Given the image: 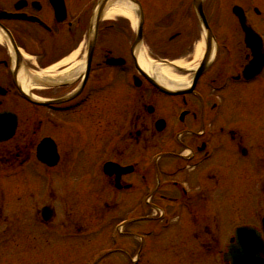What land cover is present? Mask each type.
Masks as SVG:
<instances>
[{
  "label": "flooded vegetation",
  "instance_id": "obj_1",
  "mask_svg": "<svg viewBox=\"0 0 264 264\" xmlns=\"http://www.w3.org/2000/svg\"><path fill=\"white\" fill-rule=\"evenodd\" d=\"M103 1L94 40L100 0H64V21L58 20L51 0H0V13L25 16V20L0 19V30L12 35L18 49L4 34L0 43V114H16L18 130L14 140L0 144V239L13 228L6 193L22 196L25 223L43 235L41 250L46 248L49 232H88L75 213L71 214L88 195L103 198L93 209L97 214L123 211L132 220L124 226L122 241L140 243L135 248L136 264L142 256V238L147 241L145 254L155 260L189 264L193 248L186 246L192 244L200 245L205 255L213 252L215 259L217 255L214 264H224L221 243L234 237L223 238L221 230L223 212L226 222L230 220L229 210L222 207L223 197L229 194L222 182L231 179L226 168H234L237 178L248 183V168L256 167L258 224L241 222L234 227L253 226L263 233L264 68L256 77L244 75L254 61L255 43L262 41L264 52V0ZM121 1L131 5L135 22L123 15L106 18ZM140 27L142 47L136 45ZM209 35L213 37L210 46ZM187 37L200 40L182 59L157 50ZM201 43L204 54L212 49L213 60L198 78L196 69L204 55L196 68L180 72L190 77V86L183 93L160 92L142 74L137 60L142 48L150 60L163 65L193 60ZM69 59L74 66L63 64ZM25 72L39 73L33 76L39 87L28 93L39 105L22 95L19 76ZM237 101L247 108L238 109ZM232 108L241 110L239 119L237 112L229 114ZM253 116L263 124L255 123ZM47 138L54 141L59 154L54 168L36 158L37 146ZM144 148L160 153L157 162L142 156ZM88 154L95 155L96 165L84 172ZM17 169L21 172L16 176L9 172ZM51 170L76 186L66 194L64 216L51 202L45 204L47 194L57 200L54 189L46 190L45 176ZM14 176L21 180L22 188L9 191L4 184ZM254 181L247 197H253ZM147 196V204L142 205ZM25 205H32L33 220H27L30 210L25 211ZM47 206L55 211L49 222L42 212ZM250 206L253 208V198ZM161 238L172 243L164 256L156 253ZM60 239L57 236L54 242ZM41 250L36 254L42 260L54 256L51 253L46 258L48 254ZM119 251L135 261L124 247Z\"/></svg>",
  "mask_w": 264,
  "mask_h": 264
},
{
  "label": "rangeland",
  "instance_id": "obj_2",
  "mask_svg": "<svg viewBox=\"0 0 264 264\" xmlns=\"http://www.w3.org/2000/svg\"><path fill=\"white\" fill-rule=\"evenodd\" d=\"M168 37L170 35H167ZM168 37L163 38L165 41L168 39ZM200 40L199 37H193V38H179L176 44L168 47H159L157 49L161 54L169 56V57H179L184 58V56L188 55L192 52L195 45L198 44V41ZM192 60L189 59L185 63H190ZM32 61V60H31ZM182 62V60H179ZM193 61V60H192ZM199 63V62H198ZM197 63V65H198ZM34 92V91H33ZM238 102V109L240 107H243L244 109L247 108L246 103L243 101H237ZM257 108V107H254ZM261 110H264V107H262ZM224 113L228 112V108H223ZM234 112H237V119L240 118V112L241 110L236 109H230L229 114H233ZM256 113V111L254 112ZM252 120L255 123L263 124V122H259L256 117H252ZM239 121V120H238ZM54 131H51L49 133L53 134ZM69 133V132H68ZM65 140L68 142V137L65 138ZM90 156V159L87 163L84 162L85 170L84 172L92 170V167L96 164H94V160L96 159L94 154H88ZM142 156L148 157L147 161L150 160L152 157V152L150 150H147L146 148L142 149ZM164 165L167 162H163ZM224 164V162L222 163ZM226 172L230 173V178L228 180H224L223 183V189H226L229 194L227 196H224L222 199V207L227 208L228 213L227 215L230 216V220L226 222L224 217V212L222 213V224H221V230H222V237H226L231 234V227L241 223V222H252L253 224L257 225L258 220L256 215L259 214V211L256 210V195H255V178L257 177V170L255 166H249L248 170L251 173V180L247 181L244 179L237 178V174L235 172L234 168L233 170L226 168ZM253 185V208L250 206V198L249 196H246V192L248 189H250L249 185ZM41 185H43V182H40ZM43 187V186H41ZM4 188L13 191L14 189H21V180L17 177H13L12 180L8 183V181H5ZM69 188V187H68ZM90 187H88L89 189ZM87 192V191H86ZM6 206L8 205L10 213L13 211L14 213L18 214L20 216V210L22 207V203H18V198H13V194L6 193ZM2 200V196L0 195V201ZM83 202L79 204L76 208H74L73 211H71V214L75 213V215L78 217L76 219L77 221H82L85 223L87 219H89L92 215H97L95 211L93 210L96 206L100 205L102 203L103 198H97L94 196H83ZM12 205V207H11ZM42 205V204H41ZM31 205L27 206L25 205V211L28 209L30 210ZM7 208V207H6ZM58 212L61 215H66L67 211L60 209L58 207ZM123 213V214H121ZM121 213H118L115 217V220H111L109 225H105V227L101 230V233L96 234V239H91L90 243H84L83 241L87 240H80L78 238H75L73 236H69L68 233L64 231H59L54 233L49 232V238H46V248L41 250L42 245V233L40 232V229H36L34 227L29 226L25 223L24 219L20 216L19 218L22 219V221L16 225H14V229L10 230L6 236L2 237L0 239V264H89L88 262L91 260L92 256L93 258L97 256L98 254H108L109 256L104 259L100 264H130L129 261L125 258V254L123 256L121 255V252L118 253L115 252L114 254H109L111 250L106 251L107 248L115 250V248L119 249V243L117 245H113L110 241V233L114 232V227L116 225V222L122 220L124 216L127 215V213L121 211ZM15 214V215H16ZM115 215V214H114ZM28 217V216H27ZM29 219L27 220H33V212L30 210L29 213ZM111 219H113L111 217ZM59 220V219H58ZM186 221H189L188 219H185ZM30 224V221H27ZM107 222V221H106ZM86 225V223H85ZM182 225V224H180ZM188 224H186L187 226ZM94 227H97V225H94ZM99 228V227H98ZM168 234V233H166ZM57 236H61V239L57 242H54V238ZM45 237V236H44ZM92 238V237H91ZM162 239V238H161ZM60 242V243H59ZM160 242V243H159ZM158 243L157 252L158 255L164 256L166 253H168L172 247V243H168L167 238H163ZM38 243V245H37ZM137 244H125L124 243V249L126 252L130 253V257L132 259L135 258V255L137 254L135 248L138 244H140L138 241H136ZM60 244V245H59ZM227 241L223 240L221 243V249L224 251L226 247ZM185 245V244H184ZM122 246V245H121ZM119 246V247H121ZM186 246V245H185ZM188 249H192L191 257H192V263L190 264H211L216 262V259L214 258V253H210L209 255H205V251L202 250L200 252V245H192L189 244L186 246ZM198 247V248H196ZM200 248V249H199ZM145 249V252H148V250ZM40 250L46 251L48 254L46 258L52 253L54 256H49L52 259L48 260H42L41 257H33L35 255H32L33 252H37L40 254ZM152 252V251H150ZM28 254H31L29 256ZM38 254V255H39ZM28 255V256H27ZM54 259V260H53ZM175 264V262H168L164 259H156L155 256L151 257V254H144L143 257L140 260V264Z\"/></svg>",
  "mask_w": 264,
  "mask_h": 264
},
{
  "label": "bare ground",
  "instance_id": "obj_3",
  "mask_svg": "<svg viewBox=\"0 0 264 264\" xmlns=\"http://www.w3.org/2000/svg\"><path fill=\"white\" fill-rule=\"evenodd\" d=\"M117 15H123L129 18L132 22H135L134 16L131 12V5L127 2H119V7L112 8L106 15V18L112 19ZM3 41V37L0 34V42ZM204 44L201 43L197 46L193 61L190 63L184 62H176L174 67H179L184 70H192L197 67V63L201 60L203 55ZM138 64L141 69L149 76L153 77L160 85L164 86L169 90H182L190 86V77L189 76H179L175 73V71L168 66L155 63L154 61L150 60L147 56V53L144 49H141V52L137 55ZM70 63L69 65L73 64V59H69L63 64ZM73 64L72 66H74ZM54 69V68H53ZM51 69V70H53ZM56 69V68H55ZM65 70L64 72H67ZM62 72L61 74H63ZM35 75H39V73H27L21 74L19 76L21 86L25 93H29L33 87L34 80L31 78ZM61 79H58L59 82Z\"/></svg>",
  "mask_w": 264,
  "mask_h": 264
},
{
  "label": "water",
  "instance_id": "obj_4",
  "mask_svg": "<svg viewBox=\"0 0 264 264\" xmlns=\"http://www.w3.org/2000/svg\"><path fill=\"white\" fill-rule=\"evenodd\" d=\"M58 2H59L58 7L61 8V3H60L61 0H58ZM102 9H103V6L100 9L98 22L100 20ZM141 40H142V36L139 34L136 45L140 43ZM209 41H210V38H209ZM255 45L256 47L254 51L257 57L255 61L251 64L249 70L247 71L249 72V75L251 73L254 74L251 77H254L255 75L259 73L260 69L262 68V64H263L260 57H258V55L260 56V49H259L260 47L257 43H255ZM209 55H210V51L207 54L206 60L204 61L202 68L199 70L197 77H199V75L205 70ZM247 78L249 79V77ZM148 79L152 83H154L161 91L169 93V90H167L166 88L162 86H159L151 78L148 77ZM10 119H11L10 117L4 116V115L0 116V142L10 139L15 133L16 124H17L16 119L13 117L11 119L12 122L10 121ZM45 147L46 146L44 144L41 147H39V152H38L39 158L44 156L43 150L45 149ZM51 155L54 158V153H51ZM238 237H239V240H238L239 243L237 246L232 247L230 249L231 256L229 257V259H231L234 262V264H261L262 246H260V243H259V239H258L259 235L253 230L243 228L238 231Z\"/></svg>",
  "mask_w": 264,
  "mask_h": 264
}]
</instances>
